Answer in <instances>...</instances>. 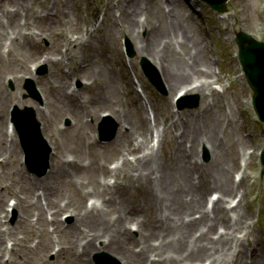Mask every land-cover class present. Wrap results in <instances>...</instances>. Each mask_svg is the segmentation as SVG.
Here are the masks:
<instances>
[{
    "label": "bare ground",
    "instance_id": "obj_1",
    "mask_svg": "<svg viewBox=\"0 0 264 264\" xmlns=\"http://www.w3.org/2000/svg\"><path fill=\"white\" fill-rule=\"evenodd\" d=\"M51 1L0 0V153H4L0 161V264L6 260L7 264H93L91 255L100 251L112 253L123 264H264V226L256 238L245 241L255 233L250 211L242 206V197L237 200L245 175L239 182L233 175L253 134L241 132L229 147L223 142V133L231 125L238 130L239 123L233 106L214 89L215 72L207 46L202 47L192 35L184 0H117L113 6L122 12L120 21L108 4L102 19L91 21L81 37L72 33L80 24L78 14L73 18L72 2ZM138 12L146 13V21ZM74 22L77 28L72 30ZM141 27L147 30L145 37ZM106 30L127 34L137 56L157 65L170 91L178 86L186 89L185 95L199 94L201 105L194 116L183 112L187 119L180 121L181 115L176 116L166 96L161 99L162 109L150 101L156 113L151 124L140 96L131 95L133 100L124 102L120 85L127 76L123 67L104 68L102 47L93 43V33L99 32L102 40ZM44 39L51 50L44 59L50 72L35 79L42 83L44 94L43 109L37 108V114L46 130L57 125L60 139L65 144L75 140V145L69 144L72 152L65 154L60 145L61 151L57 149L58 138L51 136V169L44 180H30L15 164L17 135L14 128L13 139L7 140V114L4 123L2 108L13 97L6 89L7 75H15L18 81L19 74H28L29 62L45 53ZM60 41L68 48H82L75 56L81 52L87 67H76L73 72L82 75L80 91L72 82L65 85L69 74L61 69L70 48L65 54L56 51ZM103 107L121 128L112 142L100 145L91 137L94 127L87 118H100ZM162 112H168L166 119L160 118ZM66 115L73 121L68 130L60 125ZM155 131L160 137L158 146L152 144ZM168 139L173 151L166 155L163 148ZM204 145L211 154L205 164L200 160ZM111 156L121 159L114 170L107 168ZM109 173L116 176L113 185L99 181V174ZM6 177L7 184L3 183ZM208 190L219 193L212 210L203 205ZM89 196L92 202L86 205L84 198ZM7 197H13L12 207L19 209L13 226L7 224ZM62 211L70 213L72 223L62 220ZM35 233L41 241L31 245L30 235ZM51 251L54 261L48 260Z\"/></svg>",
    "mask_w": 264,
    "mask_h": 264
},
{
    "label": "rangeland",
    "instance_id": "obj_2",
    "mask_svg": "<svg viewBox=\"0 0 264 264\" xmlns=\"http://www.w3.org/2000/svg\"><path fill=\"white\" fill-rule=\"evenodd\" d=\"M73 4V18L75 19L77 14L80 17V24L78 25V30H75L77 26L75 25V22L72 25V33L75 34L76 37H81L82 35L87 34V30L89 28V22L95 19L96 17H99L100 19L103 17L104 12L106 8L108 9V4L111 5V9L113 11H116L115 16L120 21L122 12L118 11L117 8H115L113 5L116 3L117 0H69ZM195 4L191 5L193 0H184V12L186 16L188 17L187 23L189 25L193 26L192 35H194L196 38H198L201 43L202 47L203 45L207 46L208 49V56L211 59L212 62V68L216 71V75H214V79H218V77H221L218 81L214 82V87L217 89V91L224 92L225 95L223 96V99L225 102H229L233 106V117L236 119V121L239 123L238 130L235 129L233 125L229 127V129L223 133L222 139L225 144L229 145L236 141L239 137V134L241 132L244 133V135L248 133H254V136L251 137L249 145L245 148V150L241 151L240 156V165L245 164L248 161L247 164V174L249 175L248 178L245 179L244 184H242V190L244 192V199L242 201V205L244 208L250 211L251 219H249L252 222V226L254 228V235H251L249 237V240H245L246 242H250V238L254 237L256 238V234L261 231L262 227L264 226V167L259 163L258 152L264 149V123L260 122L258 118L256 117L252 104L251 99L253 92L247 85V82L245 80V74L243 72V68L240 65V62L236 56L237 53V45L235 43V31L242 29L247 33H250L254 38H257L259 40L264 41V0H230L228 2V11L224 14H218L214 10H212L207 4L199 1L194 0ZM52 2V1H51ZM38 5V4H37ZM38 8V6H35ZM142 15V17L147 16L146 13H137L138 15ZM148 20V18H147ZM155 24L156 19L154 20ZM186 24H184L185 26ZM86 28V34L85 33ZM103 34V31L101 32ZM94 34V46L102 47V56L105 57L106 64H104V68L112 67L115 70H119L120 67H123L124 72L126 73V80L122 81V84L120 85V90H122V96L123 101L126 100H133L131 95H139L134 87L133 81H136L134 70L137 72L138 78L141 82V84L137 83L135 86L137 87L140 85L143 89V92L141 93V96L145 98V100L150 99L153 102H155L159 108H164L163 102H161V99L163 97L169 96V102L171 103V99H173L174 94L178 91V86L175 88V90L170 91L167 87V83L164 81V78L161 74V71L155 65V63L150 60L149 58L145 56L138 57L137 56V49L136 45L131 42V39L127 34L120 32H116L114 30H106L104 32V36L102 35V40L99 39V32L93 33ZM91 34V35H93ZM142 37H145L147 35V30L142 29L141 31ZM91 38V36H90ZM126 39H128V44L130 43L132 50L134 54H130V58L126 56L125 54V43ZM49 41L48 39H44L41 42V46L46 51H51L48 48ZM115 45L117 47V50L115 48ZM106 46L108 48H106ZM70 53L68 57H65L66 60H63L62 67H65L66 71H69V82H67L65 85L69 86L71 85V82L73 80L72 85H74V88L77 90H81V87L83 86V80L81 79L82 75L77 77L73 72L76 67L81 66L83 68L84 66L87 67V63L85 60L80 57V54L75 56V54L80 51V49H76L74 46L69 45ZM68 48V52H69ZM56 51H63L65 52V44L63 41H60L56 44L55 47ZM118 51V52H117ZM119 54V55H118ZM38 56V55H37ZM61 55L59 54L58 57ZM119 56V57H118ZM120 59V60H119ZM133 59L135 60L133 63ZM127 62V65L125 63ZM144 62L147 64L148 69L151 73H154L156 76L155 79L158 82L163 83L162 90H158L148 79V77L145 76L144 72H142L140 68V64ZM30 63V62H29ZM37 64V61L31 62V65ZM47 66V69L44 73L36 75V77H46L48 75V68L50 65L48 63H45ZM45 64H41L42 66H45ZM29 66V64H28ZM95 66V63L93 62L92 68ZM63 70V69H62ZM50 71V70H49ZM65 71V72H66ZM29 72V71H27ZM9 75V74H8ZM7 75V76H8ZM90 76V75H88ZM24 81L25 78L20 79L18 81L12 80V78L7 79L6 83V89L7 91L11 92L13 94V97L6 101L3 109L4 112V123L6 122V114L7 110L10 109L12 106L17 104L20 108H23L24 106H31L35 109V113L37 115V119L42 122V119L40 116H38L36 111V106H42V100H43V92L41 90V83L34 82L36 88L38 89L40 97L38 98H30L27 95L26 90H24ZM12 82V83H11ZM43 87V86H42ZM129 88L131 90L129 91ZM44 89V88H43ZM164 89V90H163ZM68 90V89H67ZM66 90V91H67ZM197 96L198 94H193L192 96ZM200 98V97H199ZM29 101H33L32 103H29ZM149 101V100H148ZM9 105V106H8ZM35 105V107H34ZM200 105H201V99H200ZM200 106H198L195 109H183L178 110L179 114H181V119L186 120L187 118L184 117V113L188 115H193L197 112ZM102 110H106L105 107L102 108ZM177 110V107H175V111ZM102 112V111H101ZM184 112V113H183ZM163 116V117H162ZM162 116H160L161 119H166L168 116V112H162ZM111 118L114 124H116L117 127V134L119 133V129L121 128V125L119 122H117L116 118L114 116ZM147 117V115H146ZM92 118V119H91ZM87 118L89 123H92L93 125V132L94 137L100 145H104L106 143L112 142L113 139L109 141L102 140V136L100 134V127L99 122L102 120V118ZM94 119V120H93ZM106 122L111 123L110 120H107ZM73 121L71 120V117L69 115L64 116V118L61 121V126L66 128L67 130L70 128ZM43 127V135L46 137V140L49 144V138L51 136H54L58 138V141H56L57 149L61 151L59 145L65 149L63 150L65 154H69V152H72V148L69 147V144L71 146L75 145V140H70L69 144H65L64 139H60L59 133L57 131V125L50 126L49 129H45L43 126V123L41 124ZM45 129V130H44ZM3 131L5 132V124H3ZM228 132V134H227ZM18 148L19 152L16 155L15 158V164L20 165L21 168L24 171V174L28 177L30 180H44L47 173L43 174L42 176H39L36 173H33L30 171L28 166L24 164L23 160V151L21 150L20 141L18 140ZM50 145V144H49ZM54 146V145H53ZM173 146L170 145V142L168 141L167 144L164 146V151L166 155L170 152H172ZM240 150V149H239ZM161 151V150H160ZM92 154V151H91ZM4 153H0V161L4 160L3 157ZM69 158V155H67ZM6 157V156H5ZM118 158L115 156H111L107 158V165H110L114 162H117ZM201 160L204 162H209L211 160V154L207 147L201 148ZM16 165H14V169L17 170ZM239 172V171H238ZM9 179L6 177L3 179V183H8ZM6 183V184H7ZM17 188H20L16 185ZM212 190H208L205 194H209ZM64 193V192H62ZM61 193V194H62ZM67 193V192H66ZM204 194V196H205ZM9 202L13 203L15 201L12 200L13 197H7ZM89 199V197L84 198V203L86 204V201ZM8 202V201H7ZM10 202V203H11ZM89 202V201H88ZM203 204H204V198H203ZM19 214V209H11L10 215L7 218V224L8 226L15 225L17 221V216ZM60 214L61 217L64 215L68 218H70L69 214L64 213L62 211ZM59 214V215H60ZM67 222L70 224L73 222V219L67 220ZM135 234V233H134ZM31 239L29 240L30 244L36 245L40 243V237L39 235L31 234ZM13 242V241H12ZM11 243V242H10ZM251 243H253L251 241ZM245 247L247 246V243L244 244ZM108 252V251H106ZM97 253V252H96ZM110 253V252H109ZM94 254L91 255V260L93 264H96L94 261ZM112 254V253H111ZM111 256V255H110ZM112 257V258H111ZM111 263L112 264H123V262L119 259V257H116L115 255H112ZM55 256L53 252L49 253L48 260L54 261ZM250 260V259H249ZM6 260V264H7ZM40 264H48L46 262L40 263Z\"/></svg>",
    "mask_w": 264,
    "mask_h": 264
},
{
    "label": "water",
    "instance_id": "obj_3",
    "mask_svg": "<svg viewBox=\"0 0 264 264\" xmlns=\"http://www.w3.org/2000/svg\"><path fill=\"white\" fill-rule=\"evenodd\" d=\"M204 1L215 10L222 12L225 10V4L228 0ZM237 42L240 47V60L245 69L247 80L255 91L253 97L255 111L259 118L264 121V42H258L252 36L243 32L238 34ZM27 112V110L17 112L16 124L20 129L24 144L28 147L27 150L31 156L29 160L33 162L36 149L34 139H39V130L38 126L34 124L33 116ZM29 129L30 134L28 135Z\"/></svg>",
    "mask_w": 264,
    "mask_h": 264
}]
</instances>
